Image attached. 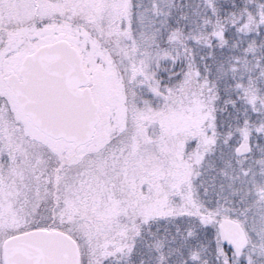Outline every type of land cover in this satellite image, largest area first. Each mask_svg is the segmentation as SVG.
Here are the masks:
<instances>
[{"label":"snow or ice","instance_id":"1","mask_svg":"<svg viewBox=\"0 0 264 264\" xmlns=\"http://www.w3.org/2000/svg\"><path fill=\"white\" fill-rule=\"evenodd\" d=\"M0 264H264V0H0Z\"/></svg>","mask_w":264,"mask_h":264}]
</instances>
